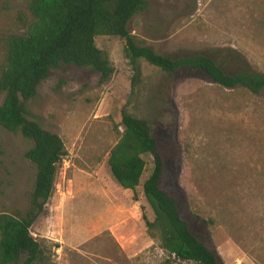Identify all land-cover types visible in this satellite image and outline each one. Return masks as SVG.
<instances>
[{
  "label": "rangeland",
  "instance_id": "1",
  "mask_svg": "<svg viewBox=\"0 0 264 264\" xmlns=\"http://www.w3.org/2000/svg\"><path fill=\"white\" fill-rule=\"evenodd\" d=\"M146 1L127 27L155 51L172 56L205 52L224 66H237L242 57L264 72V0ZM19 10L27 12L24 0H0V37L22 32L15 24ZM94 42L113 66L107 80L99 82L97 73L74 65L51 68L25 102L28 118L61 138L67 164L107 169L113 181L106 155L121 131V110L144 118L163 160L160 187L176 198L189 230L203 235L224 264H264V89L253 94L225 88L200 71L165 75L143 60L132 87L123 41L98 35ZM2 53L0 41V64ZM29 146L30 140L0 127V211L27 209L35 171L22 156ZM142 157L141 180L152 166L148 153ZM65 166L61 161L54 179ZM70 195L79 199L63 208L48 199L29 226L45 245L43 264H160L167 257L145 229L142 248L129 254L110 232L97 230L94 220L102 209L82 202L84 194ZM143 201L142 211L151 220ZM169 261L195 264L172 256Z\"/></svg>",
  "mask_w": 264,
  "mask_h": 264
},
{
  "label": "trees",
  "instance_id": "2",
  "mask_svg": "<svg viewBox=\"0 0 264 264\" xmlns=\"http://www.w3.org/2000/svg\"><path fill=\"white\" fill-rule=\"evenodd\" d=\"M24 1L27 12L19 10L15 15V24L22 32L0 37V127L31 141L22 156L35 171L27 209L23 213L0 211V264L19 260L20 264H43L45 245L30 234L29 226L51 196L66 149L56 133L28 118L25 102L35 96L37 85L47 78L49 70L61 64L89 69L98 74L99 82L106 81L113 66L107 53L96 46L95 36H116L123 41L132 87L139 81L138 61L143 60L165 75L179 69L200 71L225 88L239 87L253 94L264 89V72L252 68L242 57L237 66H224L209 53L166 55L136 38L127 25L146 8V0ZM119 125L121 131L107 151L106 165L120 187L133 191L145 165L142 154L150 155L152 166L141 188L153 218L147 219L142 211L141 219L146 235L156 237L166 253L160 264H169L171 256L195 264H224L203 235L189 230L176 198L160 187L163 160L148 122L122 109Z\"/></svg>",
  "mask_w": 264,
  "mask_h": 264
},
{
  "label": "crops",
  "instance_id": "3",
  "mask_svg": "<svg viewBox=\"0 0 264 264\" xmlns=\"http://www.w3.org/2000/svg\"><path fill=\"white\" fill-rule=\"evenodd\" d=\"M62 162L66 166L59 171L58 181L54 179L58 195L54 194L48 199L56 205L59 203L58 206L63 208L67 206V203L77 200L78 195L74 197L70 194L78 193L80 196L84 194L86 198L82 199V202L87 200L90 205L94 203L102 209L100 215L94 220L97 230L110 232L116 238L118 244L124 250L130 252L129 254L142 248V240L147 238L141 219L142 210L146 209H143L144 197L141 188L143 179L139 180L132 191L120 187L116 181H113L108 175L107 169L106 171H99L96 168L87 170L72 163L67 164L64 158ZM133 193L134 196H132ZM127 197H129V201ZM77 198L79 199V196ZM81 222L82 230H86L87 227L84 228L82 219ZM134 228H136V233L133 236L132 231ZM126 235L130 237L127 239ZM132 243L134 247L130 248L129 245Z\"/></svg>",
  "mask_w": 264,
  "mask_h": 264
}]
</instances>
